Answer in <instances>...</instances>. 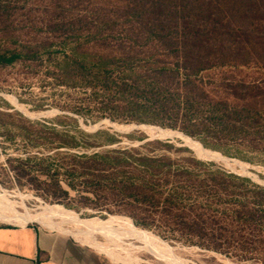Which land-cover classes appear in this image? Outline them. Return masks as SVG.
<instances>
[{
	"label": "trees",
	"instance_id": "16d2710c",
	"mask_svg": "<svg viewBox=\"0 0 264 264\" xmlns=\"http://www.w3.org/2000/svg\"><path fill=\"white\" fill-rule=\"evenodd\" d=\"M191 5L173 20L177 33H48L34 42L5 33L0 70L21 67L38 77L53 92L50 106L64 113L33 119L0 97V185L56 208L127 216L113 217L264 264L263 185L167 140L79 125V117L153 124L242 160L264 156V110L248 103L264 99V88L230 83L231 95L245 102L234 104L214 98L202 78L213 68L264 64V33L234 30L212 0Z\"/></svg>",
	"mask_w": 264,
	"mask_h": 264
},
{
	"label": "rangeland",
	"instance_id": "374dc122",
	"mask_svg": "<svg viewBox=\"0 0 264 264\" xmlns=\"http://www.w3.org/2000/svg\"><path fill=\"white\" fill-rule=\"evenodd\" d=\"M11 1L0 0V4H2L0 38L5 33H10L20 41L34 42L37 38L46 36L48 33H177L178 29L175 28L173 20H177L181 6L190 3L191 6L197 7L198 3L211 0ZM212 1L219 5L218 9H223L218 14L224 16L225 23L234 30L264 33V0H232L233 3L231 0ZM159 4L163 5L162 9H166L162 10V13L155 11ZM165 25H170L172 28L168 30L164 28ZM263 65L250 62L237 67L213 68L204 73L202 78L206 89L214 98L226 99L234 104H244L245 102L238 101L231 95L228 85L241 82L264 88ZM24 73L21 67L0 70V88L3 89L0 90V97L33 119H48L63 114L64 112L49 104L50 95L53 92L50 89H42L38 77L26 76ZM19 99L24 102H20ZM248 101L249 105L264 110L262 97ZM41 103L45 104L44 108L38 111L34 110V107ZM79 125L89 132L108 129L110 132L120 134L132 132H136L137 136L144 134L150 140H167L177 147L191 149L201 160L214 162L234 174L248 177L264 186V156L256 157L255 162L242 160L205 147L200 140L189 137L179 130L153 124L116 122L108 118H102L96 122L89 121L85 124L79 117ZM122 139L127 144H141L138 140ZM194 149H197V152L202 156H199ZM0 159L2 160L3 157L1 156ZM54 205L58 204L47 203L30 191H20L16 188L7 189L0 185V217L1 213H5L7 216L13 214L28 217L47 209H57L67 212L80 221L94 223L86 225L84 229L75 224L73 226L72 223H63L60 218H53L52 223L29 222L26 224L36 225L58 233L64 232L65 234H61L70 237L101 257L104 264H254L238 262L213 251L188 246L175 240L163 239L153 231L137 226L134 228L125 220L113 217L128 219L127 216L106 215V213L99 215L91 210L77 212L62 205L59 206L64 209L52 207ZM110 217H112L110 220L102 221ZM119 222L153 235L171 248L172 252L148 248L142 239L130 235L129 229ZM0 225L16 224L0 219ZM82 230L83 233H80ZM88 240L96 243H89Z\"/></svg>",
	"mask_w": 264,
	"mask_h": 264
},
{
	"label": "crops",
	"instance_id": "0c3cea01",
	"mask_svg": "<svg viewBox=\"0 0 264 264\" xmlns=\"http://www.w3.org/2000/svg\"><path fill=\"white\" fill-rule=\"evenodd\" d=\"M61 233L32 224L0 225V264H104Z\"/></svg>",
	"mask_w": 264,
	"mask_h": 264
},
{
	"label": "bare ground",
	"instance_id": "6f19581e",
	"mask_svg": "<svg viewBox=\"0 0 264 264\" xmlns=\"http://www.w3.org/2000/svg\"><path fill=\"white\" fill-rule=\"evenodd\" d=\"M194 150L199 156H202V154H199L197 152V149H194ZM53 218H60L63 220V223H72L73 226L75 224L76 226H80L83 229L86 225L94 224L92 222L80 221L77 218L72 217L67 212L57 210V209L56 210L47 209V210H44L42 212H38L34 215H30L28 217H22V216H17V215H13V214L11 216H7L5 213H1V217H0V219L3 221H8L11 224H16V225H21V226H23L24 224L29 223V222L50 223ZM97 222L102 223L100 221H97ZM119 223L125 225L122 222H119ZM56 225H59V224H56ZM125 226L129 229L130 235L137 236L138 239H142L147 244L148 248L163 249V250L168 251L169 253L172 252L171 248L167 247L163 241L157 239L153 235H151L147 232L141 231V230L133 229L131 227H128L127 225H125ZM80 233H83V230L80 231ZM88 242L89 243H96L95 241H91V240H88Z\"/></svg>",
	"mask_w": 264,
	"mask_h": 264
},
{
	"label": "water",
	"instance_id": "95a60500",
	"mask_svg": "<svg viewBox=\"0 0 264 264\" xmlns=\"http://www.w3.org/2000/svg\"><path fill=\"white\" fill-rule=\"evenodd\" d=\"M98 130V129H97Z\"/></svg>",
	"mask_w": 264,
	"mask_h": 264
}]
</instances>
